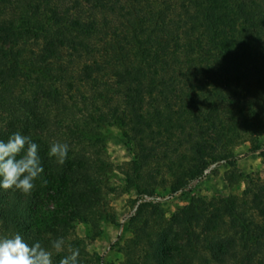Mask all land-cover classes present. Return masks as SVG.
Returning <instances> with one entry per match:
<instances>
[{
  "label": "trees",
  "instance_id": "16d2710c",
  "mask_svg": "<svg viewBox=\"0 0 264 264\" xmlns=\"http://www.w3.org/2000/svg\"><path fill=\"white\" fill-rule=\"evenodd\" d=\"M113 128L133 156L135 224L161 191L192 193L212 166L234 167L237 147L263 151L264 0H0V140L31 137L44 168L30 194L0 188V236L49 250L63 237L53 264L68 246L79 264H106L77 228L95 240L110 221ZM55 142L69 145L63 165ZM245 193L192 201L156 239L136 235L127 264H264V180Z\"/></svg>",
  "mask_w": 264,
  "mask_h": 264
},
{
  "label": "rangeland",
  "instance_id": "374dc122",
  "mask_svg": "<svg viewBox=\"0 0 264 264\" xmlns=\"http://www.w3.org/2000/svg\"><path fill=\"white\" fill-rule=\"evenodd\" d=\"M35 47L32 44L28 49ZM81 66L82 64L79 68ZM112 131L114 136L108 143L107 152L115 166V171L110 178L114 193L109 194L105 199L110 221L102 225L101 234L95 240L88 238L86 228L83 226L77 228L79 237L87 241L89 253L103 257L106 264H127L126 247L136 238V235L141 234L144 237L147 233L152 235L153 240L156 239L157 234L169 229L172 218L181 209L188 207L192 201L203 199L213 202L237 199L244 202L249 199L245 193L248 181L264 180V150L254 152L251 144L247 142L233 151L238 158L234 167L212 166L206 171V179L197 184L192 193L168 197V194L161 191L166 200L159 198L157 201H162V205L150 210L148 215L138 221V224L131 223L129 220L131 215L143 202H137L135 191L126 188L125 177L133 156L122 140L121 132L115 128ZM262 142L264 143V138ZM170 229L183 245L184 232L178 227Z\"/></svg>",
  "mask_w": 264,
  "mask_h": 264
},
{
  "label": "clouds",
  "instance_id": "9594fccd",
  "mask_svg": "<svg viewBox=\"0 0 264 264\" xmlns=\"http://www.w3.org/2000/svg\"><path fill=\"white\" fill-rule=\"evenodd\" d=\"M39 146L29 136L20 132L13 133L8 140H0V188L9 190L15 188L23 194H30L35 188L37 179H41L44 168L41 164ZM69 145L55 142L51 144L49 157H55L59 165H63L67 159ZM47 180L42 179V185ZM51 249L56 254L65 250L63 237L51 242ZM42 246L40 242L31 245L19 233L0 236V264H53V251ZM78 248H67L58 264H79Z\"/></svg>",
  "mask_w": 264,
  "mask_h": 264
}]
</instances>
